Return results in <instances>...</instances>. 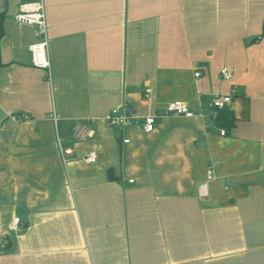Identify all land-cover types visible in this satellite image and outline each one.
Instances as JSON below:
<instances>
[{
    "label": "crops",
    "instance_id": "crops-1",
    "mask_svg": "<svg viewBox=\"0 0 264 264\" xmlns=\"http://www.w3.org/2000/svg\"><path fill=\"white\" fill-rule=\"evenodd\" d=\"M43 2L50 71L32 66L35 27L3 22L0 264H264V0ZM215 93L232 95L230 126L210 117ZM176 100L204 116L150 133L103 121ZM86 118L94 136L76 142Z\"/></svg>",
    "mask_w": 264,
    "mask_h": 264
},
{
    "label": "built area",
    "instance_id": "built-area-1",
    "mask_svg": "<svg viewBox=\"0 0 264 264\" xmlns=\"http://www.w3.org/2000/svg\"><path fill=\"white\" fill-rule=\"evenodd\" d=\"M2 1V0H0ZM14 19L22 24L32 25L35 27V37L36 41L29 46L31 53V63L33 67L40 69H47L50 71L51 64L48 54L49 49V39H48V24L46 19L45 5L43 0L37 1H22L18 5L17 14L13 16ZM198 76L199 73H196ZM220 75L224 80H230L232 74L230 73L228 67H223L220 71ZM146 97L148 96L150 89H146ZM232 102L231 94H221L215 93L212 100L209 102L210 117L215 120L219 115L220 111L226 108V106ZM204 116V113H195L189 108L187 104L182 101L176 100L171 101L162 111L155 114L147 115L145 117H140L137 113L128 105L123 104L120 108H114L107 111L103 116V121L107 127L115 129L117 131H122L125 128L141 124L143 131L146 133L153 132L158 120L162 116H180L185 118H193L195 116ZM56 119L55 116H50ZM95 118H86L84 120H79L76 122V126L73 133V139L76 142H85L94 136L93 124L96 123ZM226 129H221L220 134L225 135ZM129 139H124L123 143H129ZM59 150L62 159L65 163L68 159L73 156L74 149L71 147H65L61 140L58 139ZM85 163L94 164L98 160V155L95 151H90L83 158ZM214 170L212 166L207 168V179L208 181L214 178ZM133 180H130L132 182ZM207 181V182H208ZM207 182L202 183L199 186V195L204 197L208 195ZM24 226L23 221L20 217H15L10 224V231L19 232ZM5 244L0 241V249L4 248Z\"/></svg>",
    "mask_w": 264,
    "mask_h": 264
},
{
    "label": "trees",
    "instance_id": "trees-1",
    "mask_svg": "<svg viewBox=\"0 0 264 264\" xmlns=\"http://www.w3.org/2000/svg\"><path fill=\"white\" fill-rule=\"evenodd\" d=\"M5 18H6V12L5 11L1 12L0 13V41L4 36L3 22ZM0 65H1V59H0ZM215 122L223 126H230L231 124H233V116H232L231 111H229L227 108L220 111L219 115L215 119ZM109 178L113 180V176L111 174H109Z\"/></svg>",
    "mask_w": 264,
    "mask_h": 264
},
{
    "label": "water",
    "instance_id": "water-1",
    "mask_svg": "<svg viewBox=\"0 0 264 264\" xmlns=\"http://www.w3.org/2000/svg\"><path fill=\"white\" fill-rule=\"evenodd\" d=\"M22 2V0H7V10L6 14L8 16H14L17 14L18 5Z\"/></svg>",
    "mask_w": 264,
    "mask_h": 264
},
{
    "label": "rangeland",
    "instance_id": "rangeland-1",
    "mask_svg": "<svg viewBox=\"0 0 264 264\" xmlns=\"http://www.w3.org/2000/svg\"><path fill=\"white\" fill-rule=\"evenodd\" d=\"M24 1H27V0H24ZM64 145V144H63Z\"/></svg>",
    "mask_w": 264,
    "mask_h": 264
}]
</instances>
